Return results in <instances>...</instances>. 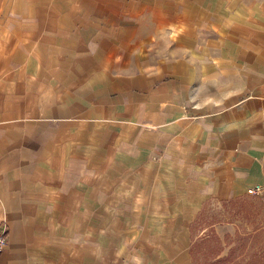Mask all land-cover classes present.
I'll return each mask as SVG.
<instances>
[{"label": "crops", "instance_id": "1", "mask_svg": "<svg viewBox=\"0 0 264 264\" xmlns=\"http://www.w3.org/2000/svg\"><path fill=\"white\" fill-rule=\"evenodd\" d=\"M256 183L264 0H0V264H192Z\"/></svg>", "mask_w": 264, "mask_h": 264}, {"label": "rangeland", "instance_id": "2", "mask_svg": "<svg viewBox=\"0 0 264 264\" xmlns=\"http://www.w3.org/2000/svg\"><path fill=\"white\" fill-rule=\"evenodd\" d=\"M202 208L195 226L196 234L203 236L196 248L198 264L223 256L218 264H264V199L253 194L224 202L209 199Z\"/></svg>", "mask_w": 264, "mask_h": 264}, {"label": "built area", "instance_id": "3", "mask_svg": "<svg viewBox=\"0 0 264 264\" xmlns=\"http://www.w3.org/2000/svg\"><path fill=\"white\" fill-rule=\"evenodd\" d=\"M247 192L249 194H257L262 199H264V184H259V183L253 184L248 188ZM7 242H8L7 233H6V229H4L0 232V251H2L6 247Z\"/></svg>", "mask_w": 264, "mask_h": 264}, {"label": "trees", "instance_id": "4", "mask_svg": "<svg viewBox=\"0 0 264 264\" xmlns=\"http://www.w3.org/2000/svg\"><path fill=\"white\" fill-rule=\"evenodd\" d=\"M202 211V210H201ZM200 215H199V217H198V219H197V221L195 222V224H197V222L199 221V219H200ZM201 240H203V236H197V237H193V241H192V243H191V254H192V258H193V264H198L197 262H196V248L199 246V244H200V242H201ZM220 251H221V247H220V249L218 248V250H216L215 251V257L220 253ZM232 252V247L230 248V250H229V254ZM228 254V255H229ZM224 258H226V256H223V257H218L217 259H215L212 263H210V264H218L221 260H224Z\"/></svg>", "mask_w": 264, "mask_h": 264}]
</instances>
